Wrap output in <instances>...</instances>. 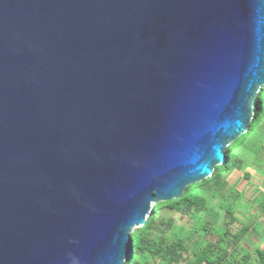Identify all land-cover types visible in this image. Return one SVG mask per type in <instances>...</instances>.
I'll use <instances>...</instances> for the list:
<instances>
[{
	"label": "water",
	"instance_id": "obj_1",
	"mask_svg": "<svg viewBox=\"0 0 264 264\" xmlns=\"http://www.w3.org/2000/svg\"><path fill=\"white\" fill-rule=\"evenodd\" d=\"M263 87L264 0H0V264H125Z\"/></svg>",
	"mask_w": 264,
	"mask_h": 264
},
{
	"label": "trees",
	"instance_id": "obj_2",
	"mask_svg": "<svg viewBox=\"0 0 264 264\" xmlns=\"http://www.w3.org/2000/svg\"><path fill=\"white\" fill-rule=\"evenodd\" d=\"M257 128L264 131V87L254 103L249 130L242 137L250 138ZM232 145L228 146L230 155L223 165L227 174L237 161ZM223 179V173L216 166L211 178L190 186L182 198L155 204L146 224L132 233L133 252L125 264H264V248L253 249L255 241L248 242L253 225L240 226L231 208L224 213L211 212L207 195L199 191L211 186L217 196L230 197L227 193L232 189ZM246 191L244 189L243 193ZM236 194V198L242 197L239 192ZM175 214L188 218L190 226L175 229L172 219ZM191 228L192 232L188 233ZM208 235L215 236L216 240L204 239Z\"/></svg>",
	"mask_w": 264,
	"mask_h": 264
},
{
	"label": "rangeland",
	"instance_id": "obj_3",
	"mask_svg": "<svg viewBox=\"0 0 264 264\" xmlns=\"http://www.w3.org/2000/svg\"><path fill=\"white\" fill-rule=\"evenodd\" d=\"M253 134L256 136L252 135L250 138L241 136L233 143V157L237 161L229 174L225 172V169L217 166V169L223 173V182L232 189L227 190V196L228 194L231 196H217V191H214L215 188L211 186L202 187L199 191L207 195L209 199L207 206L211 212L224 213L231 208L240 226L248 227L252 224L248 233L250 236L248 242L252 244L255 241L253 249H257L264 248V131H259L257 128ZM244 189L247 190L245 194ZM237 192L243 193L241 198L235 197ZM172 217L175 220V229L179 230L184 225L190 226L188 218H182L179 214ZM192 230V228L189 229L188 233ZM206 238L211 242L216 240L213 235L204 237Z\"/></svg>",
	"mask_w": 264,
	"mask_h": 264
},
{
	"label": "clouds",
	"instance_id": "obj_4",
	"mask_svg": "<svg viewBox=\"0 0 264 264\" xmlns=\"http://www.w3.org/2000/svg\"><path fill=\"white\" fill-rule=\"evenodd\" d=\"M228 155H226V157H227ZM126 261V260H125ZM125 261H124V263H125Z\"/></svg>",
	"mask_w": 264,
	"mask_h": 264
}]
</instances>
